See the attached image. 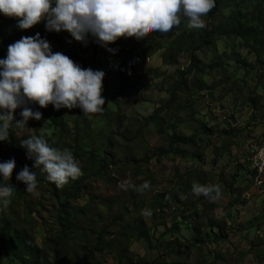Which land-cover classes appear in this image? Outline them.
Returning <instances> with one entry per match:
<instances>
[{
    "label": "rangeland",
    "instance_id": "374dc122",
    "mask_svg": "<svg viewBox=\"0 0 264 264\" xmlns=\"http://www.w3.org/2000/svg\"><path fill=\"white\" fill-rule=\"evenodd\" d=\"M255 1L245 0L244 7L252 8ZM232 9L230 5L209 11L200 29L188 28L181 17V23L166 33L121 37L109 45L114 53L91 37L82 45L63 31L71 41L64 55L82 68L105 73L103 112L85 118L79 108L56 110L50 104L46 108L33 104L30 107L41 112V119H29L22 130L10 127L20 141L45 135L49 147L71 151L77 142L85 153L75 158L80 175L69 180L72 188H57L36 168L37 191L29 194L15 176L24 165L31 169L32 161L23 148L16 149L8 140L0 142V162L15 160L6 182L14 192L9 204L1 205L0 230L24 229L47 252L50 241L62 234L59 203L67 199L77 207L76 237L85 233L88 239L105 230L104 246L94 253L98 264H238L234 251L238 249L242 258L243 250L228 236L238 230L254 233L258 215L264 212L261 204L239 199L232 172L238 167L237 153L264 138V56L255 57L239 39L220 37L205 47L197 48L194 42L195 63L189 69L187 50L202 30ZM15 24L9 32L12 43L34 35L40 23L27 30ZM7 46L1 50L6 52ZM19 111L14 112L16 119ZM153 113L157 119L150 123L147 117ZM47 114H56L57 126L46 119ZM177 137H191L193 143H180ZM124 181L128 187L121 190L118 184ZM144 181L149 188L138 192ZM193 183L219 185V199L193 194ZM228 194H234L232 201ZM153 201L158 209L152 207ZM237 204L247 210L246 221L234 220ZM217 208L233 215L227 233L226 225L212 218ZM133 216L143 221L147 238H136L138 230L128 224ZM85 241L70 240L66 250L84 255ZM119 247L126 252L119 253ZM0 264L19 263L3 258Z\"/></svg>",
    "mask_w": 264,
    "mask_h": 264
},
{
    "label": "clouds",
    "instance_id": "9594fccd",
    "mask_svg": "<svg viewBox=\"0 0 264 264\" xmlns=\"http://www.w3.org/2000/svg\"><path fill=\"white\" fill-rule=\"evenodd\" d=\"M215 6V0H0V15L16 21V28L27 30L43 22L47 32H67L72 40L86 45L93 43L109 52V45L119 38L140 39L148 32L166 33L186 18L187 27L200 29L203 17ZM102 70L82 68L61 52H53L49 42L37 32L21 36L9 44L0 58V142L7 141L10 127L24 129L29 119L40 120L41 112L30 105L56 110L79 108L85 118L103 112L105 99ZM19 119L14 116L15 110ZM26 159L15 180L24 185V191H37L36 168L44 178L61 188L80 175L78 162L68 149L49 147L43 137L29 136L21 141ZM264 152V149H261ZM264 166V160L261 161ZM15 160L0 162V205L10 203L14 188L10 181ZM127 181L118 184L126 190ZM149 188L144 181L136 190ZM191 191L209 201L219 199V185L193 183Z\"/></svg>",
    "mask_w": 264,
    "mask_h": 264
},
{
    "label": "trees",
    "instance_id": "16d2710c",
    "mask_svg": "<svg viewBox=\"0 0 264 264\" xmlns=\"http://www.w3.org/2000/svg\"><path fill=\"white\" fill-rule=\"evenodd\" d=\"M245 0H215V6L210 10L214 11L215 8H227L233 5V9L226 15H222L216 23H213L210 27L201 31L196 40L189 44V69L194 68L195 57L194 49H191L194 42H196L197 48L205 47L209 45L210 41L220 37H231L239 39L242 46L248 49V51L254 53L255 57L261 58L264 56V0H257L250 9L244 7ZM15 19L6 18L0 15V58H3L6 54L1 46L9 45L12 43L10 35V26L14 23ZM39 32L41 38L46 39L53 52H61L64 54L66 48L71 47V41L68 35H65L63 31L60 33L47 32L44 29L43 22L37 27L35 33ZM34 33V34H35ZM59 34H64L61 37ZM68 36V37H67ZM112 49L114 47L111 46ZM170 48V47H169ZM174 55V54H173ZM176 58L177 55H174ZM172 100L169 97L168 103ZM56 114H47L46 119L53 125L57 126ZM157 114L153 113L147 117L150 123H155ZM60 122V120H59ZM120 119H117V125L120 124ZM171 136V135H170ZM46 142H50L45 135H41ZM8 142L16 149L20 146L21 141L16 138L14 131L9 128L8 130ZM177 141L180 143H193L191 137H177ZM71 153L75 158L82 156L85 151L75 142V145L71 149ZM39 169V168H38ZM40 171V169H39ZM41 172V171H40ZM251 174L255 172L251 169ZM69 183L65 184V187H71ZM72 188V187H71ZM162 195H156L161 197ZM64 199L59 203L61 212V236L59 238L52 239L48 246V251L39 248L35 243L32 235L24 229H18L12 227H2L0 230V260H16L19 264H98L94 259L95 250L104 246V233L105 230L101 229L94 234L93 237L87 239L85 233H81L79 237L75 236V232L80 227L77 220L76 209L74 205H69ZM157 200V199H156ZM152 207L159 208L157 201L152 202ZM2 208L0 205V218ZM128 224L134 225L137 231L136 238H147L146 233L142 231L144 227L143 221L136 216H133ZM86 240L83 248L86 253L80 255V252L73 254L66 250L67 242L73 240V242ZM126 248L119 247V253L126 252Z\"/></svg>",
    "mask_w": 264,
    "mask_h": 264
},
{
    "label": "crops",
    "instance_id": "0c3cea01",
    "mask_svg": "<svg viewBox=\"0 0 264 264\" xmlns=\"http://www.w3.org/2000/svg\"><path fill=\"white\" fill-rule=\"evenodd\" d=\"M239 157H240V152L237 153L235 160V164L238 165V167H235L232 171L234 173L235 180L233 183L237 187V193L239 194V199L240 200H248L249 204H253V202H257L261 204V206L264 208V186L259 188L254 185L250 175L247 173L245 170V167L243 164L239 163ZM251 183V184H249ZM229 195V194H228ZM234 194L229 195L230 201H232ZM214 206V205H213ZM247 206V205H246ZM216 207V205H215ZM234 208L239 212L237 215L234 217V220L236 219L237 222H243L246 221L249 217H247V210L245 209L244 206L241 204H237V206H234ZM261 210V209H260ZM231 214L233 211L230 209ZM263 212V210H261ZM212 216V215H211ZM233 215L229 216L228 210L222 211V209L217 208V211H215L214 216H212L213 219L216 220V223H219L221 225H226V230L225 233H227L230 228L228 227L229 224L231 223ZM259 220L257 223L259 224L256 228V233H248L246 230H238L235 235L230 234L228 236V239L236 240V244L240 246L243 251V257L240 258L241 253L236 249L234 251V256H237L236 261L238 264H264V260H262V254L264 255V212L260 213L258 215ZM213 221V220H212ZM213 228L216 226L215 224H209V227ZM212 228V229H213ZM217 230L218 232H223V230L219 229L217 225ZM216 231L215 229H213ZM206 232L207 227H206ZM218 232L216 234H218ZM235 244V245H236ZM234 250V249H231ZM241 259V260H240Z\"/></svg>",
    "mask_w": 264,
    "mask_h": 264
},
{
    "label": "built area",
    "instance_id": "2783aa9c",
    "mask_svg": "<svg viewBox=\"0 0 264 264\" xmlns=\"http://www.w3.org/2000/svg\"><path fill=\"white\" fill-rule=\"evenodd\" d=\"M261 149H264V138L255 141V147H245L244 151L240 153L238 161L244 165L245 170L257 187L264 183V166L261 165V161L264 160V152ZM250 167H257V174H250Z\"/></svg>",
    "mask_w": 264,
    "mask_h": 264
},
{
    "label": "bare ground",
    "instance_id": "6f19581e",
    "mask_svg": "<svg viewBox=\"0 0 264 264\" xmlns=\"http://www.w3.org/2000/svg\"><path fill=\"white\" fill-rule=\"evenodd\" d=\"M250 147H255V144L254 145L250 144ZM250 168L255 172V174H257V167H250Z\"/></svg>",
    "mask_w": 264,
    "mask_h": 264
}]
</instances>
